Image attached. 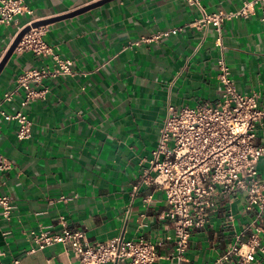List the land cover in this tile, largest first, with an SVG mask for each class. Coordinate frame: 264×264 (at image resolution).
<instances>
[{
    "label": "crops",
    "instance_id": "obj_1",
    "mask_svg": "<svg viewBox=\"0 0 264 264\" xmlns=\"http://www.w3.org/2000/svg\"><path fill=\"white\" fill-rule=\"evenodd\" d=\"M99 0H23L40 20H48L45 41L53 55L73 61V75L45 79L44 98L23 111L31 137L16 138L17 124L0 115V155L9 168L0 172V194L14 208L0 220L2 262L79 264L60 243L34 249L31 232L52 226L83 229L89 241L172 233L163 217L165 193L150 184L134 185L156 145L167 105L194 106L221 97L217 58L230 68L237 91L264 103V0L247 18L226 20L222 47L213 27L188 25L199 10L185 0H109L64 17ZM251 0H200L209 12L235 11ZM59 17H63L58 19ZM23 20L24 17H19ZM182 27L157 40V32ZM13 24L0 26V62L14 39ZM52 55L13 51L0 71V97L23 71L53 65ZM19 99V98H18ZM6 108L16 111L19 100ZM264 139L259 130L257 142ZM264 180V157L257 162ZM64 195L66 200L59 197ZM209 221L193 231L181 264H211L235 240L227 227L225 204L217 197ZM237 231L252 218L243 197L233 198ZM260 245L252 264H264V211ZM155 264H178L170 245L160 247ZM111 264V263H103Z\"/></svg>",
    "mask_w": 264,
    "mask_h": 264
},
{
    "label": "built area",
    "instance_id": "obj_2",
    "mask_svg": "<svg viewBox=\"0 0 264 264\" xmlns=\"http://www.w3.org/2000/svg\"><path fill=\"white\" fill-rule=\"evenodd\" d=\"M199 10L198 17L188 25L197 29L213 27L217 32L216 44L222 47L223 23L234 17L247 18L254 5L262 0L245 1L235 11L204 9L200 0H185ZM24 17L20 20L19 17ZM41 17L24 4L23 0H0V26L14 25L15 36L29 26L14 51H29L36 56L52 55L54 64L23 71L14 86L0 97V115L17 124L16 138L31 137V121L23 111L30 102L44 98L45 79L58 75H73V61L53 55L52 47L45 41L46 25L32 26ZM157 32L144 40H157L171 31ZM217 79L221 97L216 102L202 101L194 106L167 105L156 145L147 159L148 166L138 176L134 189L150 184L165 193L167 208L163 217L172 225V233L152 241L144 237L124 239L122 236L106 241H89L83 229L69 228L60 217L61 229L52 226L31 232L34 249H44L60 243L70 251L79 264H155L160 257V247L170 245L171 257L178 264L185 260L191 234L209 221L211 205L217 197L225 204V223L235 234V240L211 264H252L255 255L263 251L260 245L261 220L264 211V180L257 171L259 158L264 157V139L257 142L258 132L264 129V103L256 94L237 91L229 66L222 57L217 58ZM19 100V109L7 106ZM9 163L0 155V172ZM243 197L244 209L253 212L252 218L237 231L236 215L232 209L233 198ZM61 200L67 197L61 195ZM14 208L12 199L0 194V220H9ZM4 253L0 251V264ZM14 259L8 264H18Z\"/></svg>",
    "mask_w": 264,
    "mask_h": 264
},
{
    "label": "water",
    "instance_id": "obj_3",
    "mask_svg": "<svg viewBox=\"0 0 264 264\" xmlns=\"http://www.w3.org/2000/svg\"><path fill=\"white\" fill-rule=\"evenodd\" d=\"M107 1H109V0H99V1H96V2H94V3H91V4H89V5H86L85 7H82V8H80V9H78V10L72 12V13H69V14L65 15L64 17H69V16H72V15H75V14H77V13H80V12H82V11H84V10H87V9L93 8V7L98 6V5H100V4L104 3V2H107ZM61 18H63V17H59L58 19H61ZM47 22H48V20L36 21V22H34V23L32 24V26H39V25L45 24V23H47ZM29 28H30V27L27 26V27H25L24 29H22V30H21V31L15 36V38L12 40V42H11V44L9 45V47H8V49H7V51H6L5 55H4V57H3V59H2L1 62H0V71H1V69H2V67H3V65H4V63H5V61L8 59V57H9V56L11 55V53L14 51L16 45L18 44V42H19V40L21 39V37L23 36V34H24L27 30H29Z\"/></svg>",
    "mask_w": 264,
    "mask_h": 264
}]
</instances>
